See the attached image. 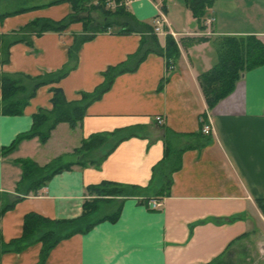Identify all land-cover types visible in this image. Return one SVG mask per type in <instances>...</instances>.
<instances>
[{"label": "crops", "instance_id": "0c3cea01", "mask_svg": "<svg viewBox=\"0 0 264 264\" xmlns=\"http://www.w3.org/2000/svg\"><path fill=\"white\" fill-rule=\"evenodd\" d=\"M59 1L0 0V37L11 41L25 37L31 42L11 46L10 61L0 64V76L36 77L76 65L69 50L78 36L86 34L81 18L64 32L38 36L22 31L35 20L67 19L72 5ZM260 1L264 2L217 0L202 22L185 3L164 1L165 34L155 33L158 10L153 0L115 10L106 4L112 17L100 9L95 12L89 26L94 38L82 44L76 68L59 83L41 87L23 115L0 114V193L21 196L17 192L23 169L9 179L5 175L7 159L16 151L22 152L18 159L39 167L52 165V172L63 169L38 194L25 196L0 218V240L9 243L21 237L24 218L31 212L53 220L80 217L85 201L91 199L87 188L108 181L145 190L104 202L103 207L102 203L98 218L121 208L119 218L63 240L45 264H264V206L258 204L264 200V65L244 73L235 90L212 110L199 82L201 74L219 63L228 37L256 36L264 43V31L237 30L224 20L227 10L254 8ZM209 18L215 19L212 35H193L208 29ZM107 21L111 26L104 31ZM129 28L133 32H127ZM171 32L179 34L180 56L168 62L162 51ZM121 64L137 68L117 76L112 88L89 105L76 128L61 123L46 144L38 138L25 139L13 152L2 154L3 148L31 131L40 109H52V87L61 88L68 101L81 102L83 93H93L104 83L108 68ZM169 66L174 70L168 71ZM158 116L164 120L161 126L155 121ZM202 122L211 125L210 135L201 133ZM136 126L149 128L121 142L99 168L90 164L66 168L81 161L83 155L75 151L90 136ZM166 132L173 150L186 149L179 170L172 174L161 165ZM110 149L111 145L106 151L101 147L96 153L103 157ZM65 155L75 159L56 167ZM172 160L177 161L176 156ZM167 177L171 187L161 195ZM143 198L160 201V209L150 208ZM41 249L37 243L21 253L1 254L0 264H38Z\"/></svg>", "mask_w": 264, "mask_h": 264}, {"label": "trees", "instance_id": "16d2710c", "mask_svg": "<svg viewBox=\"0 0 264 264\" xmlns=\"http://www.w3.org/2000/svg\"><path fill=\"white\" fill-rule=\"evenodd\" d=\"M62 0L60 2H68L72 5L73 13L62 21L51 20H35L23 28V32L42 35L46 32H64L68 26L78 21L80 18L75 16L79 11L100 9L106 14L112 13L106 10V0ZM216 0H187V4L192 10L193 15L202 22L207 11L213 7ZM58 3V2H57ZM87 11V10H86ZM5 16V15H4ZM1 18V17H0ZM4 18V17H3ZM79 18V19H78ZM88 17L81 18L80 21L87 20ZM109 27L111 26L108 25ZM104 26L103 30L109 27ZM147 30L153 31L149 25H145ZM134 29L129 28L127 32H133ZM94 37L78 36L74 45L69 50V56L76 62L72 68H76L78 63L79 50L83 43L91 40ZM26 40L29 45L31 42L25 37L19 40L11 41L0 37V54L2 61L0 64H7L10 61V48L13 44L23 42ZM2 46V48H1ZM167 56L168 62L170 60L176 61L180 56V50L172 35L168 37L166 50L162 51ZM161 52V53H162ZM5 55V57H4ZM264 65V43L261 42L256 36L246 37H228L222 45L219 63L208 72L199 76V82L203 90L207 105L210 110L214 108L218 102L225 99L236 88L238 81L244 73ZM137 68L129 69L127 65L121 64L108 68L104 72L105 81L93 93H83L81 102H70L67 100L64 91L59 87H52V109H40L33 117V127L30 132L20 135L10 146L3 148L2 154L6 155L17 149L19 143L25 139L38 138L41 144H46L50 139L52 132L61 123H68L72 128H76L86 116L89 105L101 99V97L108 92L117 76L127 72L134 71ZM70 69V70H72ZM70 70L62 69L58 71L44 72L42 75L32 77L26 74H3L0 76V88L2 90V97L0 99V114L6 116H20L23 115L25 109L30 101L36 96L38 90L47 85H55L65 78ZM164 85V82L163 84ZM204 125L202 122L201 128ZM159 126V125H157ZM147 126H136L130 129H118L112 133H99L90 136L84 140L82 146L76 149L78 155H83L79 163H71L66 168H72L75 164L86 165L90 164L99 168L103 160L124 140L133 136L142 134V131L148 129ZM141 131V132H140ZM202 133V132H201ZM169 132L165 133L164 141L166 144L165 160L163 167H168V164L174 163L170 169V174L179 170V162L182 152L186 149L173 150L170 143ZM115 138L111 144V149L103 157L84 160L89 155V152L98 151L102 145ZM176 156L177 161L172 160ZM23 162V174L19 183L20 197L14 196L13 202L0 209V218L8 211L14 209L16 204L22 201L25 196L32 192L38 194L40 189L44 188L51 180L52 176L63 169L51 171L53 166L48 165L39 167L31 160H21ZM28 174V177L25 175ZM171 187V180L167 177L165 182V192H169ZM22 190H25L22 192ZM143 188L136 186L117 185L112 182L105 181L101 184L91 185L87 188L91 199L85 201L83 214L75 219L69 220H53L37 213H29L24 218L23 233L21 237L5 243L0 240V252L6 254L10 252L21 253L28 247L37 243L42 244L40 254V261L38 264H45L50 252L63 240L68 239L76 234H86L91 231L96 225L105 220L115 222L120 214L121 208L117 213L102 218H98L100 205L109 199L115 197H133L142 194ZM111 197V198H108ZM149 199L143 198V203L148 202ZM258 204L263 207L264 200H258Z\"/></svg>", "mask_w": 264, "mask_h": 264}, {"label": "rangeland", "instance_id": "374dc122", "mask_svg": "<svg viewBox=\"0 0 264 264\" xmlns=\"http://www.w3.org/2000/svg\"><path fill=\"white\" fill-rule=\"evenodd\" d=\"M153 1H155V6H156V8L158 10V15L154 18V20H158V18H160V20L163 23V32L156 33V30H155V33L156 34H165V32H164V26H165L164 22H167V18H166V15H165L166 13H165V10H164V1H166V3H167V2H170L172 0H153ZM216 1H215V3H216ZM179 2L185 3L187 8L192 12L191 8L187 4V0H176V3H179ZM215 3L213 5V7L215 6ZM260 3H256L255 4L256 7H254V8H251L250 6H248V9H247L246 6H241L237 11H228L227 10L225 12V14H224V20L226 21L227 26H231V28H235L237 30H247V31L259 30V31H264V2L260 1ZM93 4H96V3H93ZM88 7H89V5H87V8H84L85 11H83V12L79 11L77 13V15H75V16H77L79 18L88 17L87 20H83L82 21V23L84 25L85 33H86V34H84V36H86V37H94V35H92L91 33L89 34V29H90L89 26L93 22V19L91 17L94 16L95 15L94 13L97 12L99 9L88 10V9H90ZM252 9H254L255 11H251ZM250 11H251V13H250ZM104 15L112 17V15H109V14H104ZM178 19H179V15H178ZM97 20H99V19H97ZM117 22H120V21H117ZM110 24H111V22L107 21L106 26H108ZM107 30H104V31H107ZM203 32L204 33H206V32H212L213 33V28L211 27V28H208V29H204V31H202V33ZM169 35H172V33H170ZM178 37H179V34H178L177 38H175L173 36V38L176 39L175 41H176V43L178 45V48H179L180 47L179 46L180 45V43H179L180 41L178 40ZM167 70L168 71L169 70H174V66H169ZM143 133H145V132H143ZM114 140H115V138H111L110 140L106 141L102 145L103 151H106V149L110 147V145L114 142ZM27 150H30V148L29 149L23 148V151H27ZM21 155H22V152L16 151L12 156H10L7 159L6 166H5L6 167L5 168V175H6L7 179L10 178L11 174L14 173V171H18V169L19 170L23 169V162L21 161L22 159H18V158H20ZM96 157H100V154H99V152L96 153L95 151H93V152H89V155L84 160L87 161V160H90V159H96ZM74 159H75V156L65 155L62 159H60L59 161H57L55 163V166L59 167V166L65 164V163H68L69 161H72ZM11 164L14 165V166L15 165L18 166V168L16 166H15L16 167L15 168ZM173 165H174L173 162L168 164V167H166V166L164 167V171L169 173V171L173 167ZM25 176L28 177V174H26ZM18 187H19V185H18ZM15 194H12V193H0V209H2L6 205L12 203L13 202V197H14ZM108 198H111V197H108ZM115 199H116V197L114 199H109L106 202L108 203L110 200L113 201ZM103 205H104V203L102 204V207H103ZM104 207H105V210H106L109 206H107V207L104 206ZM102 211H103V209H102ZM110 211H111L110 214H112L114 212L112 210L111 206H110ZM99 212H100V214L103 213V212H101V209H100ZM1 250H2V248H0V252H1ZM247 264H252V263H247Z\"/></svg>", "mask_w": 264, "mask_h": 264}, {"label": "built area", "instance_id": "2783aa9c", "mask_svg": "<svg viewBox=\"0 0 264 264\" xmlns=\"http://www.w3.org/2000/svg\"><path fill=\"white\" fill-rule=\"evenodd\" d=\"M136 1H138V0H107L106 4H107L108 9L115 10L118 7H128ZM214 22H215L214 18H209L206 22L207 27L211 28L213 26ZM166 23L167 22H164V24H166ZM154 24H155L156 33L163 32V23L160 20V18H158V20H154ZM171 33L175 38H177V36H178L177 33H175V32H171ZM193 35L210 36V35H212V32L196 33ZM155 121H156V124L159 126H161L164 123V120L161 116L156 117ZM212 131H213V129H212L211 125H209V124H204L201 128V132L203 135H210L212 133ZM146 203L152 209H160V207H161V202L157 201V200H151V201H148Z\"/></svg>", "mask_w": 264, "mask_h": 264}]
</instances>
